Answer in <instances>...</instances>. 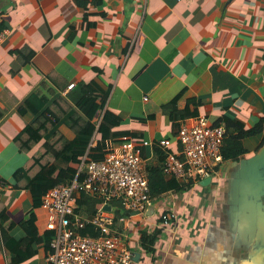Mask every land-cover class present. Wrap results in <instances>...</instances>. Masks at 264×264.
Here are the masks:
<instances>
[{
	"label": "crops",
	"instance_id": "0c3cea01",
	"mask_svg": "<svg viewBox=\"0 0 264 264\" xmlns=\"http://www.w3.org/2000/svg\"><path fill=\"white\" fill-rule=\"evenodd\" d=\"M77 1L87 7L0 0V264L16 250L33 252L20 264H46L49 251L36 241L46 233V211L3 174L27 156L13 138L35 118L18 110L32 91L72 102L74 91L97 80L105 103L92 120L99 124L105 110L118 117L108 130L119 132L107 136L112 148L147 141L140 145L146 177L162 169L166 151L180 153L183 122L205 115L211 124L264 125V0ZM23 45L31 50L25 63L16 52ZM263 134L244 137L245 152L213 162L204 177L176 178L187 187L154 197L152 210L122 209L113 227L138 253L131 264H264V156L256 157ZM165 212L176 218L163 226Z\"/></svg>",
	"mask_w": 264,
	"mask_h": 264
},
{
	"label": "built area",
	"instance_id": "2783aa9c",
	"mask_svg": "<svg viewBox=\"0 0 264 264\" xmlns=\"http://www.w3.org/2000/svg\"><path fill=\"white\" fill-rule=\"evenodd\" d=\"M2 34H0L1 37ZM73 87V83L68 85ZM224 126H213L205 115L192 123L183 122L176 138L180 153L166 151L162 171L178 179L204 177L213 162L223 161L220 152ZM164 148L170 141L162 139ZM141 144L146 145L147 141ZM124 140L112 148L101 161L82 160L77 176L71 184L48 189L40 198V206L46 211L45 230L52 233L46 264H131L134 253L119 230L113 226L111 200L119 201L122 209L146 212L152 205L148 179L143 171L140 145ZM182 155L180 158L178 155ZM2 186V182L0 181ZM74 190L103 198L91 216L83 217L75 211ZM110 210H106V206ZM161 224L166 226L176 218L174 213H162ZM84 229L93 230L92 233Z\"/></svg>",
	"mask_w": 264,
	"mask_h": 264
},
{
	"label": "trees",
	"instance_id": "16d2710c",
	"mask_svg": "<svg viewBox=\"0 0 264 264\" xmlns=\"http://www.w3.org/2000/svg\"><path fill=\"white\" fill-rule=\"evenodd\" d=\"M75 1L78 5L81 3L87 7V1ZM94 2L95 0H90V3ZM3 28L4 24L0 23V31ZM16 52L21 63L30 59L31 50L27 46L23 45ZM42 87L53 93L47 84L43 83ZM40 91V89L32 91L18 106L19 112L28 111L35 117L13 138L19 152L27 156L23 158V163L8 165L3 173L5 176H10L16 186L30 190L32 196L36 198V205H40V198L48 189L71 184L76 175H78L77 180L81 179L82 175L78 170L82 160L101 161L112 149L107 144V136L113 137L119 134V132H108L110 124L119 123L118 117L114 116L111 111L103 112L99 124L92 120L97 109H102L105 103L103 96L105 90L97 80L82 84L78 90L74 91L71 94L72 98L73 96L74 98L79 97L72 102L68 101L69 97L63 95L50 99L44 94H39ZM262 120L259 119L258 123L249 129H244L238 121L231 118L225 119L222 124L221 122L212 124L213 126H224L225 132L220 150L223 160L236 159L245 152L242 139L264 131ZM96 132L97 136H100L94 140ZM263 143L264 134L260 145ZM3 157L0 158V165L5 159ZM147 174L152 198L170 188L179 191L187 187V185L180 184L175 177L165 174L162 169L148 170ZM73 197L77 204L75 211L83 217L91 216L103 201V198L85 190H74ZM108 204L116 206L113 211L114 224L120 217L125 216L126 212H122V205L119 201L111 200ZM3 214L0 211V218ZM29 226L32 227L31 224ZM85 231L93 232L91 229H84L83 232ZM52 236L51 232L46 231L45 235L37 237L36 241L50 251ZM143 237L148 240L151 236L145 233ZM32 253L16 250L10 255L8 264H20Z\"/></svg>",
	"mask_w": 264,
	"mask_h": 264
},
{
	"label": "water",
	"instance_id": "95a60500",
	"mask_svg": "<svg viewBox=\"0 0 264 264\" xmlns=\"http://www.w3.org/2000/svg\"><path fill=\"white\" fill-rule=\"evenodd\" d=\"M263 156H264V143L261 146V148L259 149L258 153L256 154V157H258V160L260 158H262ZM207 180H208V178H207ZM105 208H106V210H110V206L109 205H107ZM150 210H152V208H150ZM137 258H138V253H135L134 259L136 260Z\"/></svg>",
	"mask_w": 264,
	"mask_h": 264
}]
</instances>
